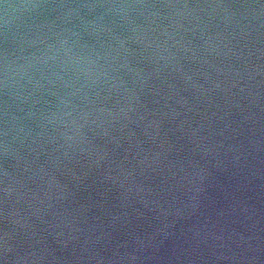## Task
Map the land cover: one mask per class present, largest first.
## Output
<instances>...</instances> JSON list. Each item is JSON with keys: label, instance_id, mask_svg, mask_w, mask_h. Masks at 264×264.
Masks as SVG:
<instances>
[{"label": "water", "instance_id": "water-1", "mask_svg": "<svg viewBox=\"0 0 264 264\" xmlns=\"http://www.w3.org/2000/svg\"><path fill=\"white\" fill-rule=\"evenodd\" d=\"M0 264H264V0H0Z\"/></svg>", "mask_w": 264, "mask_h": 264}]
</instances>
